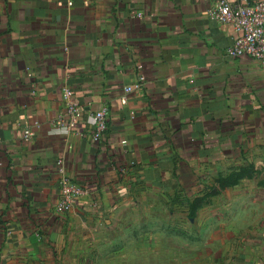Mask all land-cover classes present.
<instances>
[{
    "label": "crops",
    "instance_id": "crops-1",
    "mask_svg": "<svg viewBox=\"0 0 264 264\" xmlns=\"http://www.w3.org/2000/svg\"><path fill=\"white\" fill-rule=\"evenodd\" d=\"M211 6L0 0V264L48 262L149 191L223 199L242 221L227 235L243 240L233 264H264V69L227 55L235 32ZM65 88L83 111L70 129L53 127ZM59 167L87 191L64 214Z\"/></svg>",
    "mask_w": 264,
    "mask_h": 264
},
{
    "label": "rangeland",
    "instance_id": "rangeland-1",
    "mask_svg": "<svg viewBox=\"0 0 264 264\" xmlns=\"http://www.w3.org/2000/svg\"><path fill=\"white\" fill-rule=\"evenodd\" d=\"M211 195L197 206L179 204L177 194L150 191L147 199L125 200L116 218L94 225L43 264H233L239 256L232 250L243 240L228 243L227 235L242 221L230 219L236 212Z\"/></svg>",
    "mask_w": 264,
    "mask_h": 264
},
{
    "label": "built area",
    "instance_id": "built-area-1",
    "mask_svg": "<svg viewBox=\"0 0 264 264\" xmlns=\"http://www.w3.org/2000/svg\"><path fill=\"white\" fill-rule=\"evenodd\" d=\"M210 18L220 23L232 25L235 37L227 48L230 57L247 56L256 60L264 69V0H212V6L208 11ZM142 77L135 84L125 86V92L131 91L141 85ZM63 102L65 111L63 115L53 123V127L70 129L82 118V108L73 100L70 89L63 90ZM107 109L102 107L91 113L93 122L92 139L99 140L107 129ZM33 133L30 128L23 131V139L29 140ZM60 163V161H58ZM57 187L59 198L55 205L58 214L70 211L73 205L86 195V189L74 183L70 177L58 168Z\"/></svg>",
    "mask_w": 264,
    "mask_h": 264
}]
</instances>
